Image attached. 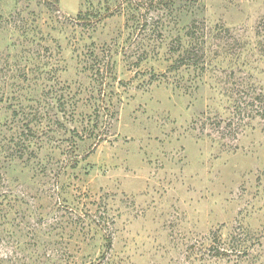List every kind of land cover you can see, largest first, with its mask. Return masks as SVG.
<instances>
[{
    "label": "rangeland",
    "instance_id": "obj_1",
    "mask_svg": "<svg viewBox=\"0 0 264 264\" xmlns=\"http://www.w3.org/2000/svg\"><path fill=\"white\" fill-rule=\"evenodd\" d=\"M165 1L0 0V264H264V0Z\"/></svg>",
    "mask_w": 264,
    "mask_h": 264
},
{
    "label": "trees",
    "instance_id": "obj_2",
    "mask_svg": "<svg viewBox=\"0 0 264 264\" xmlns=\"http://www.w3.org/2000/svg\"><path fill=\"white\" fill-rule=\"evenodd\" d=\"M177 1L179 0H166L164 3L167 5V9H169V11L172 13H174V10L176 9V5H177ZM132 2V1H131ZM138 5V3H137ZM141 4H139L138 6L140 7ZM107 16H109V14H114L112 13L113 11L111 10L110 7H106L105 9ZM102 15V14H100ZM84 16H86V18H83ZM97 16V17H96ZM106 16V15H105ZM105 16H99V12L95 13L93 15V17H96L98 20L96 22H99L101 20L104 19ZM78 17L80 19H83L85 22L89 21L92 22L91 19V14H85V15H81L79 14ZM141 13L136 14H131L130 16V21H132L133 23H136L138 25H136V28L139 29L142 34L145 33L146 31H149V26H150V21L148 20V17H142ZM187 36L190 39V45L189 46H183L182 41L178 40L177 43L174 42L171 46V49L174 53H178V57L175 60V63H173V65L170 68H174L175 70H179L182 66H187V65H196L198 66L199 64V57L203 56L204 54H200L198 52V45H199V36L197 33V25H196V21L192 20L191 24L189 26H187ZM160 35V34H159ZM203 52V50L201 51ZM110 51H104V54H109ZM95 54V53H93ZM145 54V52H144ZM109 56V55H108ZM142 59V57H141ZM140 59V60H141ZM90 68H96V67H90ZM115 64L112 63L111 61L107 62V63H102L100 64V66H98V68L95 69V75L96 78L100 77V84H102V86L105 85H111L113 84L111 81H115L118 80L117 76H116V71H115ZM98 76V77H97ZM107 97L109 98L108 92H107V88L106 91L105 89L102 92V96L101 99H103V101L105 99H107ZM105 108H109V107H105ZM109 112H111V109H108ZM96 113L94 112V115L90 116L89 120H92V122L90 121L88 124L92 125L90 128H85V132L88 131L89 134L87 133H83V135H80L81 132L79 131V129L75 128L73 129L72 132V136H71V149L69 151V166L74 168H77L78 165L80 164L81 160L84 157H80V155H78V151L81 150L82 146L85 145L88 140L90 138H94L96 140V142H100L101 140H103V133H101L98 128L100 129V127L98 126V121H100V119L103 116V113L99 110H95ZM111 116H115L114 112H111ZM89 125V126H90ZM28 128V132L33 133V128L30 127L29 125H27ZM35 133V132H34ZM77 137H79V140H76ZM34 137H28L25 141H24V145H22V151H21V156H19V158H26L27 162H30L32 160V158H36V149L35 145L41 144L43 141L40 139L41 143H39V139L37 138L38 141H36V139ZM84 143L82 145H79V143ZM90 152L88 151L87 155H89ZM41 160V159H40ZM1 162V159H0ZM1 164H0V175H1ZM35 167V166H34ZM4 205V200L1 196L0 193V208H2V206ZM106 241H107V245L108 247H111L112 245V236H107L106 237ZM215 240H217V238H215ZM240 247H235L233 249L232 252H237V254L239 255L238 257H243L242 255H247L250 251V247L247 245H239ZM216 251H215V256L218 257H223L225 255L229 254V250L230 249H226L225 247H221V246H217L215 247ZM235 250V251H234Z\"/></svg>",
    "mask_w": 264,
    "mask_h": 264
}]
</instances>
